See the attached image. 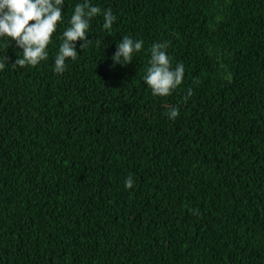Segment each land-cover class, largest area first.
<instances>
[{"label":"trees","instance_id":"trees-1","mask_svg":"<svg viewBox=\"0 0 264 264\" xmlns=\"http://www.w3.org/2000/svg\"><path fill=\"white\" fill-rule=\"evenodd\" d=\"M83 2L35 67L0 38V264H264V0H88L116 20L57 74ZM124 36L143 48L114 66ZM161 42L185 74L154 97Z\"/></svg>","mask_w":264,"mask_h":264},{"label":"clouds","instance_id":"clouds-1","mask_svg":"<svg viewBox=\"0 0 264 264\" xmlns=\"http://www.w3.org/2000/svg\"><path fill=\"white\" fill-rule=\"evenodd\" d=\"M64 0H0V38L7 37L8 44L15 42L22 53L18 56L13 68L19 66L35 67L48 59L47 47L56 31L57 25L62 22ZM103 17V29L111 30L116 16L112 10H102L92 6L88 0L78 3L74 7L69 26L62 33L61 44L54 58V72L62 74L66 70V61H75L78 58L76 42L82 41L80 48L83 51L92 41L88 40L87 30L90 21L97 16ZM99 44V41H97ZM144 42L124 36L116 46L112 60L113 65H127L133 60L134 53L142 50ZM168 42L155 43L149 49L150 59L143 76L144 83L151 89L154 97H167L177 89L183 81L185 69L178 63L172 67L166 49ZM8 63L7 56L4 58ZM0 62V70L5 68ZM192 92L189 90L188 96ZM187 99V97H185ZM170 120L179 115L178 108H170L166 113ZM134 181L130 175L125 181V187L131 189Z\"/></svg>","mask_w":264,"mask_h":264}]
</instances>
